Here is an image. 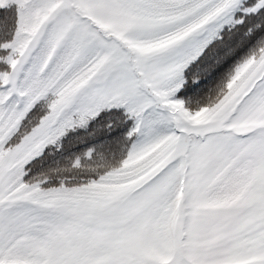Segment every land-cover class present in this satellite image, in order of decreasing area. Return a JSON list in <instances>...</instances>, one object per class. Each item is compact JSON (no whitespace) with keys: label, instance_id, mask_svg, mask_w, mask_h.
Instances as JSON below:
<instances>
[{"label":"snow or ice","instance_id":"snow-or-ice-1","mask_svg":"<svg viewBox=\"0 0 264 264\" xmlns=\"http://www.w3.org/2000/svg\"><path fill=\"white\" fill-rule=\"evenodd\" d=\"M0 264H264V0H0Z\"/></svg>","mask_w":264,"mask_h":264},{"label":"trees","instance_id":"trees-1","mask_svg":"<svg viewBox=\"0 0 264 264\" xmlns=\"http://www.w3.org/2000/svg\"><path fill=\"white\" fill-rule=\"evenodd\" d=\"M99 123L104 124L107 121L102 117ZM131 125V121L128 122ZM95 125H90L87 131L77 130L74 133H69L68 137L63 141V147L59 152L55 148L46 149L45 154L49 151L53 155L48 156V163L55 166L58 162L59 166L71 168L73 162L86 153L89 149L102 145L98 151H102L105 158L109 161H116L124 148L121 143L114 142V138L120 135V132L108 133L106 131H98L94 135H89L93 131ZM95 155V153H93ZM47 166V165H46Z\"/></svg>","mask_w":264,"mask_h":264}]
</instances>
